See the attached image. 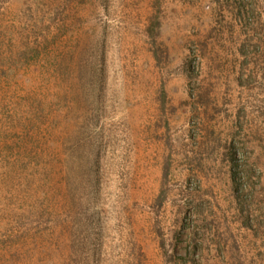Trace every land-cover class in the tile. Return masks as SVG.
<instances>
[{
  "label": "rangeland",
  "instance_id": "rangeland-1",
  "mask_svg": "<svg viewBox=\"0 0 264 264\" xmlns=\"http://www.w3.org/2000/svg\"><path fill=\"white\" fill-rule=\"evenodd\" d=\"M0 264H264V0H0Z\"/></svg>",
  "mask_w": 264,
  "mask_h": 264
},
{
  "label": "trees",
  "instance_id": "trees-1",
  "mask_svg": "<svg viewBox=\"0 0 264 264\" xmlns=\"http://www.w3.org/2000/svg\"><path fill=\"white\" fill-rule=\"evenodd\" d=\"M52 41H55V37L54 36H51V37L44 36L42 41H39L36 38L33 42H31V43L29 42L28 44H26V47H27L26 52H33L34 54L39 56L44 51V49H47V47L50 46ZM232 176H233L232 179L235 182L236 179H237V176H239V174L234 172Z\"/></svg>",
  "mask_w": 264,
  "mask_h": 264
}]
</instances>
